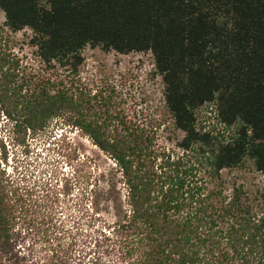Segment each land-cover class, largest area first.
<instances>
[{
  "label": "trees",
  "instance_id": "1",
  "mask_svg": "<svg viewBox=\"0 0 264 264\" xmlns=\"http://www.w3.org/2000/svg\"><path fill=\"white\" fill-rule=\"evenodd\" d=\"M0 11L10 31L31 32L29 44L49 69L77 75L85 48L152 56L183 137L180 156L150 169L136 134L96 120L91 102L63 82L13 102L12 75L0 58V111L16 128L34 133L61 121L113 161L115 173L102 179L105 190L91 207L115 210L111 234L101 237L114 239L120 264H264V215L238 188L217 206L220 192H207L203 179L246 160L264 176V0H0ZM202 110L212 116L208 126L198 122ZM13 220L0 181V264H34Z\"/></svg>",
  "mask_w": 264,
  "mask_h": 264
},
{
  "label": "rangeland",
  "instance_id": "2",
  "mask_svg": "<svg viewBox=\"0 0 264 264\" xmlns=\"http://www.w3.org/2000/svg\"><path fill=\"white\" fill-rule=\"evenodd\" d=\"M4 22L0 11V58L7 60L12 75L8 96L13 102L28 97L38 86L49 89L48 81L55 88L63 82L72 94L91 102L96 120L110 122V129L124 135V128L136 134L148 147L149 169L167 155L180 156L177 144L183 135L174 129L167 113L163 84L150 54L118 55L85 48L77 75H71L43 65L29 44L31 32H12ZM206 111L197 118L208 126L212 116ZM0 141V149L4 148L0 150L1 188L14 218V232L20 234L22 254L34 264H120L114 239L101 237L111 234L115 210L108 205L96 214L91 207V198L105 190L102 179L115 173L110 157L61 121L33 133L16 128L1 111ZM203 179L207 192H220L213 201L217 206L224 205L221 200L229 199L238 188L243 202L257 216L264 215V176L251 161L221 172L218 179ZM117 190L125 210V190L120 184Z\"/></svg>",
  "mask_w": 264,
  "mask_h": 264
},
{
  "label": "flooded vegetation",
  "instance_id": "3",
  "mask_svg": "<svg viewBox=\"0 0 264 264\" xmlns=\"http://www.w3.org/2000/svg\"><path fill=\"white\" fill-rule=\"evenodd\" d=\"M5 156V155H4ZM5 158V157H4Z\"/></svg>",
  "mask_w": 264,
  "mask_h": 264
},
{
  "label": "clouds",
  "instance_id": "4",
  "mask_svg": "<svg viewBox=\"0 0 264 264\" xmlns=\"http://www.w3.org/2000/svg\"><path fill=\"white\" fill-rule=\"evenodd\" d=\"M1 142V141H0Z\"/></svg>",
  "mask_w": 264,
  "mask_h": 264
}]
</instances>
